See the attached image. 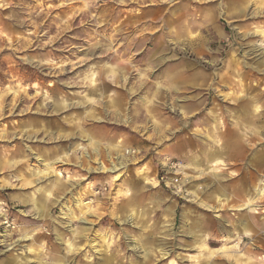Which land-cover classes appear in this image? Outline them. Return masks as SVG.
<instances>
[{"label":"rangeland","instance_id":"374dc122","mask_svg":"<svg viewBox=\"0 0 264 264\" xmlns=\"http://www.w3.org/2000/svg\"><path fill=\"white\" fill-rule=\"evenodd\" d=\"M261 181L264 0H0V264H264Z\"/></svg>","mask_w":264,"mask_h":264},{"label":"bare ground","instance_id":"6f19581e","mask_svg":"<svg viewBox=\"0 0 264 264\" xmlns=\"http://www.w3.org/2000/svg\"><path fill=\"white\" fill-rule=\"evenodd\" d=\"M211 158H214L213 160L218 163L220 161V158L218 157V154H211ZM212 160V161H213ZM222 160V159H221ZM124 161V160H123ZM120 162L121 164H124V162ZM215 163V164H216ZM118 165H115L114 168H116ZM104 168V167H103ZM264 195V187L262 185V181L260 184H257V186L255 187V191L254 194L249 193V197L247 199V201L244 203V207L246 208H250L251 210H255L256 205H258L256 202H258V200ZM206 206V205H205Z\"/></svg>","mask_w":264,"mask_h":264}]
</instances>
